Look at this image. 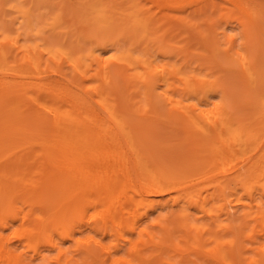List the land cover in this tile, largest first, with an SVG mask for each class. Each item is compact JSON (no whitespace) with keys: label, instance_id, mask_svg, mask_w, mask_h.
<instances>
[{"label":"bare ground","instance_id":"bare-ground-1","mask_svg":"<svg viewBox=\"0 0 264 264\" xmlns=\"http://www.w3.org/2000/svg\"><path fill=\"white\" fill-rule=\"evenodd\" d=\"M136 1L0 0V264H264V43Z\"/></svg>","mask_w":264,"mask_h":264},{"label":"rangeland","instance_id":"rangeland-1","mask_svg":"<svg viewBox=\"0 0 264 264\" xmlns=\"http://www.w3.org/2000/svg\"><path fill=\"white\" fill-rule=\"evenodd\" d=\"M209 1L189 0L187 2L188 4H185L186 2L179 3L178 1L168 3L166 0H142L141 2H144V7L147 10L146 13L152 17V23L157 22L159 24L162 21V24L160 23L159 25L158 32L162 31L166 25H170L169 29L168 27L166 28V32L169 30L171 33L166 34H170L171 36L173 34V37L175 36L171 41L177 39V44H181V41H183L187 48L189 47L187 51L190 52V56L198 58L200 61L209 63L210 60L205 59L203 56L210 57L213 48L220 47L221 43L224 45L221 44V47L217 49L218 51L216 52L218 54L231 52L232 47H230V51L226 49L228 41L229 44L231 42L230 46L236 44L235 47L240 45V42H243L246 38L253 41V43L256 42V44L254 43L255 46H260L264 43L261 41L264 40V30H262L264 27H261V22L258 21L260 26L259 29H256L258 22L255 19H251L246 15H240L237 11L232 10L227 0H213L215 6H212ZM252 1L255 4L258 2L264 4V0ZM142 3L138 4L140 5ZM182 4L185 6H182ZM261 4L259 6H262ZM151 13L154 15L152 16ZM227 34H231V37H228ZM170 35L166 36V39H170ZM225 38L227 45L225 44ZM221 40L222 42H220ZM185 45L180 46H184V49H186ZM247 109L251 110L250 104Z\"/></svg>","mask_w":264,"mask_h":264}]
</instances>
